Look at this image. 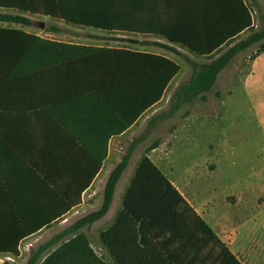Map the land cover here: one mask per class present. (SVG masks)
<instances>
[{
    "label": "trees",
    "instance_id": "1",
    "mask_svg": "<svg viewBox=\"0 0 264 264\" xmlns=\"http://www.w3.org/2000/svg\"><path fill=\"white\" fill-rule=\"evenodd\" d=\"M0 8L96 31L156 37L202 58L213 57L243 33L253 31L252 13L244 0H0ZM0 21L32 24L23 16L0 15ZM262 24L208 64H193L189 79L171 96V110L209 91L237 51L264 38V19ZM179 72L180 66L164 55L60 42L0 27V133L8 121L15 130L22 121L19 132L23 135L19 141L0 137V202L2 184H6L1 163L8 156L2 150L22 162L43 160L42 167L26 166L31 174L42 176L34 183L35 190L23 195L24 207L33 204L28 211L21 213L15 198L6 193L16 219L2 225L0 212V255L17 256L22 241L78 203L108 154L109 140L121 136L157 105ZM154 120L148 127L156 125ZM69 137L90 153L88 172L84 168V182L75 197L69 188L76 187L81 177L68 179ZM135 142L110 172L100 209L80 219L70 233L107 213ZM44 158L49 159L47 166ZM51 176L58 177L59 187ZM55 197L62 203L60 208L52 205ZM44 200L47 209L42 208ZM122 207L116 222L100 235L114 264H240L146 154ZM30 213L44 218L36 221ZM46 260L105 264L90 248L88 238L77 233Z\"/></svg>",
    "mask_w": 264,
    "mask_h": 264
},
{
    "label": "rangeland",
    "instance_id": "2",
    "mask_svg": "<svg viewBox=\"0 0 264 264\" xmlns=\"http://www.w3.org/2000/svg\"><path fill=\"white\" fill-rule=\"evenodd\" d=\"M244 1L252 13L253 31L243 33L211 58L197 57L156 37L96 31L14 10H0V15L23 16L32 24L24 26L0 21V27L21 29L60 42L155 53L174 61L180 66V72L161 101L140 118L137 125L142 124L143 128L121 142V153L111 155L122 158L131 142L136 140L128 166L139 163L146 154L165 170L167 178L179 187L181 195L193 206L210 202L219 215L231 205L233 214L256 216L264 215V38L237 51L219 72L209 91L181 103L177 110H171L170 106L171 96L189 79L193 64H208L263 26L264 0ZM37 23H43L44 27H38ZM159 116L166 118L157 119ZM152 119L156 125L148 127ZM155 147L158 150L153 151ZM125 171L120 177L124 179L119 192L129 178L130 171ZM103 195L104 189L98 191L93 187L83 217L100 209ZM77 217L76 214L68 223L64 221L54 235L48 230L42 239L22 241L18 255H0V264H53L47 262V257L76 233L88 238L90 248L102 262L114 264L101 245L98 234L103 229L98 230L95 224L98 220L70 233L83 218L75 220ZM57 237L60 239L55 243ZM52 241L54 244L51 245Z\"/></svg>",
    "mask_w": 264,
    "mask_h": 264
},
{
    "label": "crops",
    "instance_id": "3",
    "mask_svg": "<svg viewBox=\"0 0 264 264\" xmlns=\"http://www.w3.org/2000/svg\"><path fill=\"white\" fill-rule=\"evenodd\" d=\"M0 10H8V9L0 8ZM14 11H17V10H14ZM139 120L135 124H133L121 136L114 137L109 140L108 154L103 160L101 167L99 168L96 176L92 180V183L89 184L87 188H85V190L81 192L78 203L75 206H72L66 214L54 220L49 226L43 227L41 230H39V232L30 236L29 238L42 239L44 235L48 232V230H52L53 233L51 235H54V233L57 232V230L61 229L62 225L65 224L64 221L68 223L70 219L75 217L76 214L79 215V217H77L75 220H78V218H80L81 216L83 217L82 215L83 212L86 213L88 210L87 207L89 205H88L87 200L93 190V187H96L98 191H102L105 187V184H106V181H107V178L110 172L121 161L120 155L112 156L111 153H121V149H122L121 142L124 139H130L134 134L140 131L141 128H143L144 125L142 124L137 125L139 123ZM20 122L22 123V121ZM20 122L17 125V129L15 130L13 127V123L8 121L5 124L6 126L5 131L4 133H0V137L1 138L5 137L12 141L14 140L19 141L20 139H22L23 135H21L19 132V129L22 127ZM138 126L140 129L138 128ZM68 140H71L70 137L68 138ZM72 141L74 140H71L68 142V145H67L68 153H65V154H66V159H67L66 163L69 164V167H70L69 169L70 171L68 172V179L69 178L72 179L74 177H77V178L81 177L80 182L77 181L76 187L69 188V192L71 193L72 197H75L78 192L79 184L82 185L84 182V178H83L84 168H86L85 173L88 172L90 153H85L84 150L80 148L78 143H74ZM156 150H158V148L153 149V151H156ZM1 153L8 154L6 159H3V162L1 163L4 169L3 179H4V182L6 183V184H2L3 191H1V202H0V208H1L0 212L2 216L1 218H2V225H3V224H10V220L14 221L16 219V217L13 214L14 206L12 208L11 203L7 202L6 193L9 194L10 198H15L14 201L16 202V208H18L21 211V213H23V210L28 211L29 207L33 205L30 203H27V205L24 207L22 205L23 195L30 193L32 190L34 191L35 190L34 183L36 182L37 179L41 178L42 176L41 175L36 176L35 174H31L26 168V166L32 163L34 165H37L38 167H42L43 160L36 161L37 159L35 158H32V159L28 158V159H25V162L24 161L22 162L21 159H18L12 155L10 156L11 154L10 152H6L5 150L4 151L2 150ZM98 154L99 153H97V155ZM48 161H49L48 158H44L45 166H47ZM107 164H109L108 168H107ZM153 164L167 178V175L165 174L166 173L165 170L160 168L156 163L153 162ZM138 165L139 163L137 162V163H134L132 166L130 164L127 167L126 170L130 171L129 178H127V180L123 184L120 192L118 191V188L122 180L124 179V177L119 180L116 190H115V194H114L111 207L101 219L95 222L98 230L100 228L103 229L98 234L99 239H100L101 233L105 231L106 229L110 228L116 222L117 217L122 211V208H123L122 201H123L124 195L130 186L131 180L134 176V173ZM50 178L54 180L57 186L59 187V184L61 182L58 179V177L51 176ZM30 182L32 184H29ZM169 182L181 195V191L179 187H176L173 181L169 180ZM117 198L118 200L115 205V201ZM183 198L189 204V206L194 210V212L201 219V221H203L204 224L210 229L213 235L224 245V247L236 258V260L240 264H264V215L248 216L244 214H240V215L233 214L231 213L232 207L229 203L228 204L230 206L226 210V212L218 215L217 210L213 208V205L210 202L205 205L200 204L201 205V208H200L199 204H197L196 206H193L190 201H188L185 197ZM43 204L44 205L42 208L47 209L48 203L44 200ZM54 204H56L58 208L62 206V203H60L59 200L56 199V197L52 205ZM9 205L11 209H9ZM17 215L20 216L21 214L19 215V212L17 211ZM30 215L34 216V219L36 221L37 220L41 221L43 220L42 218H44V217H40L38 214L36 215L35 213H30ZM25 216H29V214H25ZM101 245L103 248H105V246L102 243ZM205 252H207V249L203 250V253ZM208 252L210 253L209 248H208ZM197 263L198 262H196V264ZM180 264H181V261H180Z\"/></svg>",
    "mask_w": 264,
    "mask_h": 264
},
{
    "label": "water",
    "instance_id": "4",
    "mask_svg": "<svg viewBox=\"0 0 264 264\" xmlns=\"http://www.w3.org/2000/svg\"><path fill=\"white\" fill-rule=\"evenodd\" d=\"M37 26L40 27V28H43L44 24L43 23H37Z\"/></svg>",
    "mask_w": 264,
    "mask_h": 264
}]
</instances>
